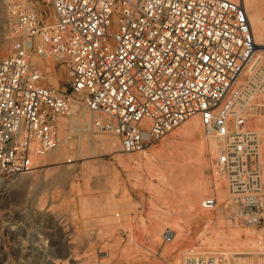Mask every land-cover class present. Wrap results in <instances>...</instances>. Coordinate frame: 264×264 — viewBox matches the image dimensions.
<instances>
[{
	"label": "built area",
	"instance_id": "1",
	"mask_svg": "<svg viewBox=\"0 0 264 264\" xmlns=\"http://www.w3.org/2000/svg\"><path fill=\"white\" fill-rule=\"evenodd\" d=\"M42 2L51 8V20L34 1L8 6L12 47L0 53V172L34 171L35 161L60 145L62 119L80 103L92 129L115 136L127 152L146 151L198 117L214 144L213 178L223 180L225 191L220 197L215 186L200 209L260 230L264 238V132L256 123L264 118V57L256 55L245 2ZM50 57L69 72V89L49 83ZM58 212L49 228L29 223L18 235L26 251L40 255V264H80L73 256L58 257L55 239L69 232ZM129 235L139 247L138 264H175L176 251L166 250L176 238L173 228L159 239ZM183 264L238 263L190 244Z\"/></svg>",
	"mask_w": 264,
	"mask_h": 264
},
{
	"label": "rangeland",
	"instance_id": "2",
	"mask_svg": "<svg viewBox=\"0 0 264 264\" xmlns=\"http://www.w3.org/2000/svg\"><path fill=\"white\" fill-rule=\"evenodd\" d=\"M31 1L45 20H51V8L42 0H0V43L5 45L1 54L12 47L8 6ZM248 3L249 14L257 13L264 26V0ZM262 25L259 41L264 44ZM256 49V55L264 56V46ZM45 63L52 72L49 83L69 89L67 69L59 68L52 57ZM195 119L200 128L184 130ZM90 121L80 103L72 117L62 119V139L49 152L50 159L39 157L29 174L0 172V228L5 229L0 234V264H40L35 261L40 255L26 251L18 234L29 223L42 222L49 228L57 211L69 230L55 239L63 261L73 256L80 264H112L130 258L138 264L139 247L125 238V232L136 239H159L171 227L176 238L166 250L176 251L175 264H183V250L190 244L227 254L238 264L264 263L262 231L232 225L223 215L200 209L201 200L215 186L220 197L225 191L223 180L213 178L211 141L198 117L187 119L143 152L123 150L115 136L94 131ZM106 199L110 205L101 212L99 203ZM10 228L12 235H7Z\"/></svg>",
	"mask_w": 264,
	"mask_h": 264
},
{
	"label": "bare ground",
	"instance_id": "3",
	"mask_svg": "<svg viewBox=\"0 0 264 264\" xmlns=\"http://www.w3.org/2000/svg\"><path fill=\"white\" fill-rule=\"evenodd\" d=\"M235 1H241V2H245V5H246V7H247V9H248V6H249V3H248V0H235ZM11 16V15H10ZM250 18H251V21H252V25H253V29H254V34H255V39H256V44H257V47H259V46H264V44H262V43H260V38H261V36H262V34H263V29H262V27H261V17L257 14V13H251L250 14ZM263 26V25H262ZM264 27V26H263ZM260 40V41H259ZM4 47L5 45L3 44V43H0V47ZM256 47V48H257ZM259 49H257V51H258ZM258 56V55H257ZM260 57H262L263 55H259ZM264 57V56H263ZM65 69V68H64ZM63 69V70H64ZM66 70V69H65ZM64 70V71H65ZM64 73V72H63ZM259 120V119H258ZM257 120V121H258ZM84 122H85V120H84ZM257 123V122H256ZM257 127L258 128H260V130L262 131V132H264V119H260L259 121H258V124H257ZM200 128V126H199V123H198V120H192L191 122H189L188 124H186L185 126H184V130H190V131H192V130H198ZM198 133H200L199 131H197ZM203 132H204V130H203ZM209 140V139H208ZM111 141V140H110ZM110 141H108L109 143H110ZM111 142H113V141H111ZM209 143H210V141H209ZM108 144V143H107ZM111 144V143H110ZM113 144L114 143H112V145H111V147H114L113 146ZM211 145H210V149H211V154H212V151H213V149H214V144H212V143H210ZM115 145V144H114ZM108 146V145H107ZM116 147V146H115ZM113 149V148H112ZM53 151V150H52ZM51 154L49 153H47L46 154V157L45 158H49V156H50ZM50 159V158H49ZM107 199H109V198H107ZM106 199V201L104 200V201H101V202H103V203H99V207H98V210L99 211H104V210H106L108 207H109V203H108V201L109 200H107ZM98 204V203H97Z\"/></svg>",
	"mask_w": 264,
	"mask_h": 264
}]
</instances>
